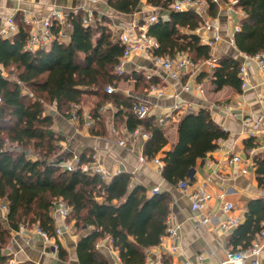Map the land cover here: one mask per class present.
<instances>
[{
	"label": "trees",
	"instance_id": "1",
	"mask_svg": "<svg viewBox=\"0 0 264 264\" xmlns=\"http://www.w3.org/2000/svg\"><path fill=\"white\" fill-rule=\"evenodd\" d=\"M208 2V14L216 16L218 5ZM115 11L132 14L142 0H107ZM146 2L169 14L149 24L148 34L159 44L154 50L157 56L174 57L188 53L194 59L212 58L211 48L201 43L196 34H188L183 28L195 30L204 21L196 12L174 11V0H146ZM243 11L239 28L234 33L237 49L256 56L264 51V0H237ZM18 32L13 38L0 34V64L4 69L13 68L16 80H11L0 71V200L9 204L7 224L0 217V264H10L9 255L2 249L10 242V230L20 226L38 225L50 235H55V220L51 208L57 199L69 207L67 220H75L76 226L91 227L77 246L81 264H108V259L97 249L100 239L110 236L124 264H144L145 249L159 243L167 227L171 196L158 192L148 196L144 186H131L132 175L119 172L109 180L92 170L80 166L69 171L53 158L62 148L63 139L54 129V118L46 113L45 102L56 103L63 115L72 114V106L81 104L84 97L94 94L99 97L97 106L112 101L120 110L125 126L130 131L142 127L149 138L144 145V154L154 158L167 144L163 129L154 123V116L139 118L132 110L133 99L116 92L107 93L108 85L117 87L126 76L118 74L116 67L124 53V45L114 35L106 17L85 26L83 13L71 16L72 29L69 41L55 40L49 47L36 52L26 49L30 25L18 13L14 18ZM144 23V20L141 21ZM1 28V18H0ZM241 61L223 56L218 65L208 73H201L199 80L209 77L216 90L231 86L242 90L239 76ZM136 86L150 87L153 78L133 73ZM24 88L30 91L24 92ZM84 121L82 108L78 109ZM97 108L93 118H99ZM227 131L216 123L208 109L185 115L178 125V140L162 158L163 176L171 183L191 177V170L199 158L218 146ZM35 150V157L28 149ZM70 153L67 158H72ZM80 162L92 163L91 155L80 154ZM258 182L264 186V156L256 158ZM260 211V212H259ZM264 224V201L250 203L246 222L232 237L234 245L250 246L255 234ZM61 258L67 253L60 249ZM16 264H35L24 261Z\"/></svg>",
	"mask_w": 264,
	"mask_h": 264
},
{
	"label": "crops",
	"instance_id": "2",
	"mask_svg": "<svg viewBox=\"0 0 264 264\" xmlns=\"http://www.w3.org/2000/svg\"><path fill=\"white\" fill-rule=\"evenodd\" d=\"M215 1L218 5L216 16H210L207 8L203 16L199 14L204 21L198 28L195 30L183 28L182 31L196 34L200 39L213 38L218 33L219 39L211 48L212 59L218 61L223 56H231L241 61L248 79V84L242 87L241 91H236L231 86L216 90L209 77L199 80L201 73H208L214 67L208 63V59H195L197 61L195 71L181 72L177 78H172L144 52L133 53L129 57L125 67L126 76L119 80L117 87L113 86L114 92L132 98L133 102L148 103L150 107L148 116H154V123L163 129L168 139L156 157L149 158L144 154V145L149 134L147 133V138L140 134L131 137L132 131L126 128L122 117L117 115L120 108L112 101L97 106L99 97L89 94L84 97L81 104H77L82 108L84 116L89 114L93 117L92 111L97 108L99 118H92L90 126L85 124L86 117L82 123L81 120H73L70 114L66 116L58 112V134L64 137L60 144L64 148L71 147L69 152L73 155L80 156L84 152L91 155L93 159L91 164H98L106 170L109 175L106 180L119 172H128L132 175L131 186H144L148 196L153 195L154 188L171 196L169 215L180 237L177 241L167 239L165 245L176 243L178 252L166 255L163 246L158 243L145 249L144 264H185L186 261L190 264H229L227 251L246 249L243 244L234 245L231 237L246 222L250 203L259 199L264 201V186L258 182L256 166V158L264 156V140L252 137L243 123L245 117L253 116L260 119L259 131H264V74L256 56H248L235 46L234 33L239 28L243 15L242 9L236 5L237 0ZM84 5V0H0V16L15 18L21 13L26 22L32 17L46 16L55 6L71 9ZM92 8L94 18L95 16L101 19L108 18L105 24L118 38L120 28H130L134 23L147 20L152 14L162 16L164 19L169 17L168 12L160 11L146 0H142L140 7L132 14L115 11L105 0L93 5ZM207 23L213 25L215 29H207L205 26ZM68 41L69 38L65 42ZM179 54L185 53H178L174 57ZM217 65L218 62L215 66ZM2 68L0 64V71ZM136 72H142L146 78L150 75L148 79L153 78L154 83L148 88L136 86L133 74ZM186 85L191 89L186 90ZM198 86L203 88V93H198L196 89ZM152 87H156L163 94L151 92ZM178 103L181 104V108L175 109L174 106ZM202 108L210 111L213 120L227 131V136L218 140L216 149L197 160L190 178L180 180L189 183V189L185 191L178 187L180 181L173 184L163 176L162 158L177 143L181 119ZM136 130L146 133L142 127ZM235 155L240 156L241 161H232ZM156 159L162 162V166ZM243 169L247 171L243 172ZM204 181H207L208 189L212 193L206 212L219 221L226 220L228 216L237 217L239 219L237 226L226 229L201 221L199 212L194 209L190 193ZM225 201L234 204L230 214L223 212L222 206ZM67 218L63 219L56 215L54 220L62 227V234L49 242L42 240L35 232L34 226L25 225V229L10 230L11 240L1 253L10 256V264L24 261H32L35 264H81L77 246L92 228L85 226L78 228L74 219L68 221ZM5 224L8 226L7 221ZM259 233L260 231L255 234L251 244L259 242L263 253L259 257L249 256L245 264H252L256 258L258 264H264V238L259 236ZM9 244L11 250L7 251L6 247ZM55 245H58V249ZM96 247L106 256L108 264H124L118 251L113 248L110 236L100 239ZM60 249L66 251L65 259L60 256Z\"/></svg>",
	"mask_w": 264,
	"mask_h": 264
},
{
	"label": "built area",
	"instance_id": "3",
	"mask_svg": "<svg viewBox=\"0 0 264 264\" xmlns=\"http://www.w3.org/2000/svg\"><path fill=\"white\" fill-rule=\"evenodd\" d=\"M99 0H84L85 5L81 8H71L64 9L59 6L53 7L51 12L44 17H32L31 19H27L26 22L30 24L31 29L29 33V39L26 43V49L32 52H36L43 47H49L56 39L59 41H66L69 38V33L72 29V23L70 21L72 15H78L79 13H83V24L85 26L91 25L94 18V10L92 8ZM208 2L206 0H174L170 5V9L174 11H194L201 16L207 12ZM158 15L152 14L150 17L144 21V23L137 22L134 23L130 28L124 27L120 28L119 39L121 43L124 45V53L120 58V62L116 67V72L118 74H123L125 72L126 63L129 57L133 53L144 52L150 58H152L153 62L161 67L163 71L172 78H177L181 72L187 73L190 71H195L197 69V61L191 57L188 53L179 54L177 57H164L157 56L154 54V50L158 48V42L148 34L149 24L158 20ZM1 18V28L0 34L4 38H13L14 35L18 32V26L14 20L13 16H0ZM207 29L213 30L215 27L210 23L206 25ZM219 39L218 33L214 35L213 38H203L201 41L212 48L215 45V42ZM256 59L259 63V67L264 74V51L256 55ZM217 60L215 58L208 59V63L211 66H215L217 64ZM239 76L242 80V87H245L248 84L247 74L244 66L241 65ZM151 77L150 75L147 76ZM186 90H190L191 87L189 85L185 86ZM198 93H203V88L198 86ZM107 93H112L115 91L112 85H108L106 87ZM151 92L158 93V95H162L163 93L158 91L156 87L151 88ZM175 109H180L181 104L178 103L174 106ZM79 106L74 104L72 106V114L71 118L75 121H79L81 116L78 114ZM133 112L139 117L144 118L150 114V107L148 103L145 101H135L132 104ZM85 124L87 126L91 125L92 118L91 115H86ZM94 119V118H93ZM162 120V119H161ZM244 126L248 129L249 134L252 137H259L264 140V131H259L258 126L260 123V119H255L253 116H247L243 119ZM116 131V129H114ZM142 135L143 137H148L147 133L141 132L139 130H134L130 133L131 137H136L137 135ZM124 141H121L123 143ZM143 160V157H141ZM232 161L238 162L241 161L240 156H233ZM156 162L162 166V162L159 159H156ZM60 165L72 171L80 166L82 170L88 171L92 170L95 173H98L103 179L108 178V174L106 170L100 165H92L88 162L81 163L80 156L73 155L72 158H66L60 162ZM247 169H243V172H246ZM178 187L187 191L189 189V183L187 181H180ZM159 189L154 188L152 193H158ZM194 209L199 212L201 221L203 223H212L216 226H220L226 229L235 227L239 223V219L237 217L228 216L226 220L219 221L214 217L209 215L206 210L208 207V203L212 198V193L208 189L207 181L201 182V184L197 187V189L190 193ZM223 212L226 214H230L234 209V204L229 201H225L222 206ZM9 211V204L7 200H0V216L5 221L7 220ZM70 213V207L61 199L55 202V204L51 208V215L55 219L58 214L63 219H66ZM167 227L165 229L164 234L160 237L159 245L163 246L164 254L169 255L178 252V245L176 243H172L170 245H165V241L167 239H172L173 241H177L180 237L179 232L176 227L171 222V216L167 217ZM25 225L22 226V229H25ZM67 227V226H66ZM35 232L39 234L44 242H49L52 238H57L62 234V227L55 223V235H50L47 231L43 230L39 226H35ZM259 236L264 238V225L262 226ZM55 248L58 249V245H55ZM7 251L11 250V244L6 247ZM263 253L262 245L255 241L248 248L241 250H229L227 251V260L229 264H245L246 259L249 256L259 257ZM257 258L252 261V264H258ZM185 264H190L189 261H186Z\"/></svg>",
	"mask_w": 264,
	"mask_h": 264
},
{
	"label": "rangeland",
	"instance_id": "4",
	"mask_svg": "<svg viewBox=\"0 0 264 264\" xmlns=\"http://www.w3.org/2000/svg\"><path fill=\"white\" fill-rule=\"evenodd\" d=\"M100 1H104V0H99L97 3H99ZM105 1H107V0H105ZM96 3V4H97ZM95 4V5H96ZM161 11V10H160ZM99 14V13H98ZM98 18V20L99 19H101V17L99 18V17H97ZM106 19H108V18H106ZM6 77H8L9 79H11V80H16V76H15V70L13 69V68H10V69H4V68H2V71H1ZM28 92V91H30L29 89H27V88H24V92ZM44 106H45V111H46V113H51L52 115H53V118H54V129L56 130V132L58 133V126H57V123H58V110H57V106H56V103H50V102H45V104H44ZM61 136V135H60ZM62 137V136H61ZM62 138H64V137H62ZM61 145V144H60ZM62 146V145H61ZM71 147H66V148H64L63 146H62V148L59 150V152H57V154L53 157L54 159L56 158V157H58L59 155H64V159H66L67 158V156L70 154V152H69V150H71L70 149ZM28 153H30L33 157H35V150L34 149H32V148H30V149H28ZM75 155V154H74ZM59 199H57L56 201H58ZM55 201V202H56ZM1 217V216H0ZM3 221H4V223H5V220L3 219V218H1ZM22 226H24L23 224L20 226V228L22 227ZM34 226V228H35V226H38V225H33Z\"/></svg>",
	"mask_w": 264,
	"mask_h": 264
},
{
	"label": "water",
	"instance_id": "5",
	"mask_svg": "<svg viewBox=\"0 0 264 264\" xmlns=\"http://www.w3.org/2000/svg\"><path fill=\"white\" fill-rule=\"evenodd\" d=\"M64 158H65L64 155L61 154V155H59L58 157L55 158V161L56 162H61V161L64 160Z\"/></svg>",
	"mask_w": 264,
	"mask_h": 264
}]
</instances>
